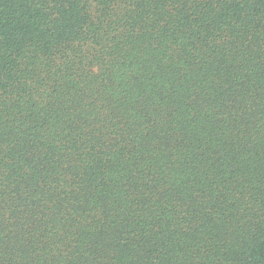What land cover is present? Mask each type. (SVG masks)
<instances>
[{"label":"trees","instance_id":"16d2710c","mask_svg":"<svg viewBox=\"0 0 264 264\" xmlns=\"http://www.w3.org/2000/svg\"><path fill=\"white\" fill-rule=\"evenodd\" d=\"M0 264H264V0H0Z\"/></svg>","mask_w":264,"mask_h":264}]
</instances>
